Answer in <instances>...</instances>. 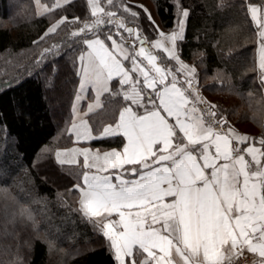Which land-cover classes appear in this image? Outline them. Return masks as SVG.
<instances>
[{
	"label": "snow or ice",
	"instance_id": "obj_1",
	"mask_svg": "<svg viewBox=\"0 0 264 264\" xmlns=\"http://www.w3.org/2000/svg\"><path fill=\"white\" fill-rule=\"evenodd\" d=\"M72 2L54 0L43 12ZM242 2L259 29L264 70V5ZM105 3L113 6L114 0ZM86 5L90 19L61 17L33 41L39 45L61 26L80 24L43 49L36 63L81 46L73 60L76 99L89 88L94 98L83 113L73 106L77 116L66 131L76 142L124 141L119 150H48L59 165L79 167L74 210L106 238L115 264H237L245 251L252 264H264V137L239 133L225 110L201 94L197 68L182 59L180 47L190 11L176 0L175 28L165 33L145 6H135L156 32L149 39L141 26L126 27L116 11H106L101 0ZM119 7L138 17L129 5ZM107 25L112 28L104 31ZM117 99L122 106L109 113L105 105ZM90 114L97 118L93 123L85 118ZM17 217L38 228L29 208L20 207L11 222ZM48 247L55 250L52 242Z\"/></svg>",
	"mask_w": 264,
	"mask_h": 264
},
{
	"label": "trees",
	"instance_id": "obj_2",
	"mask_svg": "<svg viewBox=\"0 0 264 264\" xmlns=\"http://www.w3.org/2000/svg\"><path fill=\"white\" fill-rule=\"evenodd\" d=\"M12 1L0 0V264H16L17 258L23 264H115L106 238L74 210L78 191L73 186L78 182L79 168L59 165L48 151L73 143L66 129L79 84L73 60L81 46L64 47L62 56L43 64L36 61L43 49L80 26H61L58 34L33 44L52 23L51 16L90 19L86 0H74L45 16L35 14L33 0H18L15 11L9 12ZM150 2L161 27L172 28L176 0ZM252 2L263 4V0ZM119 4L138 7L114 0L109 10L116 11L126 24L141 26L146 35L144 28L150 26L144 12L137 9L138 17L133 18L117 8ZM181 4L190 11L180 45L182 59L190 61L198 54L199 78H211L200 82L201 94L225 110L236 130L257 139L264 137V86L256 58L259 29L242 0H181ZM3 21L9 25L4 26ZM37 46L42 47L31 52ZM60 77L63 79L58 82ZM53 96L62 107L57 114ZM120 106L118 99L105 105L109 113ZM89 119L93 123L97 118L91 114ZM99 119L110 122L108 116ZM123 142L122 137H115L89 144L119 148ZM56 171L64 176L66 188L58 185L63 180ZM20 207L32 211L37 229L19 217L11 222ZM48 242L54 243L55 250L49 251Z\"/></svg>",
	"mask_w": 264,
	"mask_h": 264
},
{
	"label": "rangeland",
	"instance_id": "obj_3",
	"mask_svg": "<svg viewBox=\"0 0 264 264\" xmlns=\"http://www.w3.org/2000/svg\"><path fill=\"white\" fill-rule=\"evenodd\" d=\"M74 1V0H73ZM128 3L130 2L131 4H133L134 6H137V5H141V6H145L146 7V9L151 13V16H152V18H153V20L155 21V24L156 25H158L159 26V28L162 30V31H164L165 33H168V32H170L171 30H173L174 28H175V23H174V26L172 27V28H170V29H164V28H162L161 27V25H160V23L158 22V19H157V17H156V14H155V8H154V5L150 2V0H126ZM33 2H34V11H35V14L37 15V16H45V15H48L50 12H43V7L44 6H47V7H49V8H51L52 7V4L54 3V0H39V3H37V0H33ZM19 2H18V0H13L10 4H9V7H8V10H9V12H14L15 11V8H16V6H17V4H18ZM101 4H102V6H104L105 8H106V11L107 10H109V7L110 6H107L106 5V3H105V0H101ZM119 5H121V4H119ZM119 5L118 6H116L117 8H120L119 7ZM258 5V4H257ZM262 5H264V0H263V4ZM259 6V5H258ZM131 7V6H130ZM135 8H137V7H135ZM137 9H139V8H137ZM137 9H134L133 7H131V10L132 11H135V12H138V10ZM53 10H55V9H53ZM52 10V11H53ZM122 10V9H121ZM123 11V10H122ZM43 12V14H41ZM89 12H90V10H89ZM144 12V11H143ZM177 12V11H176ZM144 15H145V13H144ZM131 16V15H130ZM177 16H178V12H177ZM117 19H120L121 18V16H118L117 15V17H116ZM177 18V17H176ZM51 22L52 23H54V22H56L57 20H58V18L57 19H55V17H53V16H51ZM81 20H83V19H81ZM148 20V19H147ZM176 21V20H175ZM148 23H149V21H147ZM51 23V24H52ZM50 24V25H51ZM3 25L4 26H8L9 25V22L8 21H3ZM79 26H80V24H78ZM149 26L150 27H145L144 29H145V34H146V36L149 38V39H155L156 38V32H155V30H154V28H153V26L152 25H150L149 24ZM186 26H187V21H186ZM111 27V26H110ZM110 27H106L105 26V28H104V31H108L109 29H110ZM65 28V27H64ZM112 28V27H111ZM113 31H115V29L113 28L112 29ZM185 33H186V31H185ZM124 36L126 37V39H127V42L129 43V41H130V38L129 37H127V35L124 33ZM131 39H133V38H131ZM44 44H42V46H43ZM42 46H37V47H34L33 49H32V51L31 52H34L35 51V53L37 52V50L38 49H41V47ZM30 52V53H31ZM158 55H163L162 53H157ZM259 54H260V43H258V40H257V53H256V58H257V63H258V68H259V71H260V78H261V70H260V62H259ZM201 56V55H200ZM199 58V55L197 54V57L196 58H193L192 60H190V61H186V60H184L185 62H187L189 65H195L196 66V68H197V72L200 70V60L198 59ZM169 63H171V62H169ZM203 78L202 79H200L199 78V74H198V79H199V84H200V82H208L209 80H211V78H208V77H206V75H204V76H202ZM63 78H61L60 77V79H58V82H60L61 80H62ZM46 81V80H45ZM75 98V97H74ZM60 100V99H59ZM58 99L56 98V96L54 97L53 96V99H52V103H53V107H54V114H57V113H60V109L62 108L61 107V104H58ZM74 101V100H73ZM227 102L229 101L228 99L226 100ZM71 121H72V118H71ZM89 121H90V119H89ZM71 123V122H70ZM242 129H244V126L242 127ZM239 133H241V134H245V133H242L241 131H239V130H237ZM75 143L73 142L71 145H69V146H66V147H70V146H72V145H74ZM57 148H65V146H58ZM100 148V147H99ZM101 149H109V148H101ZM76 167H78V166H76ZM79 168V167H78ZM57 173H58V175H61L58 171H56ZM79 172V171H78ZM61 177H62V180H63V182H61L60 184H58V185H60V187L63 189V188H66L67 186H68V184L64 181V176L63 175H61ZM75 185V184H74ZM78 199H79V192H78V196L76 195V197H75V200H76V204H77V206L79 207V204H78Z\"/></svg>",
	"mask_w": 264,
	"mask_h": 264
},
{
	"label": "crops",
	"instance_id": "obj_4",
	"mask_svg": "<svg viewBox=\"0 0 264 264\" xmlns=\"http://www.w3.org/2000/svg\"><path fill=\"white\" fill-rule=\"evenodd\" d=\"M259 62H260V54H259ZM260 70H261V73H262V71H264L261 68H260ZM77 91H78V87H77V90H76V94H77ZM76 94H75L74 101L72 103V121L77 116V113H74V111H73V106L75 105V107H76V109H78V112L79 113H83L84 111H86L87 104L90 103V102H92V100L94 98V91L91 88H89V90L83 94L84 99L77 100L76 99ZM102 99H104V98L102 97ZM85 118L89 120V117H85ZM77 122H78V120H77ZM89 123H91V122L89 121ZM70 125H71V123H70ZM70 125H69V128H70ZM71 137H72V140H73V142L75 144L72 145V146H70V147H65V148H72V147H81V148H83V147H88V148H91L93 150L101 149L99 147H94V146L90 145L89 143L91 141H80V142H76V138H75L74 134L71 135ZM121 147H119V148L118 147H112V148H109V149H102V150H111V149H117V150H119ZM61 149H64V148H61Z\"/></svg>",
	"mask_w": 264,
	"mask_h": 264
},
{
	"label": "built area",
	"instance_id": "obj_5",
	"mask_svg": "<svg viewBox=\"0 0 264 264\" xmlns=\"http://www.w3.org/2000/svg\"><path fill=\"white\" fill-rule=\"evenodd\" d=\"M253 255L247 253V251H245L244 256L237 261V264H252V260H253Z\"/></svg>",
	"mask_w": 264,
	"mask_h": 264
},
{
	"label": "water",
	"instance_id": "obj_6",
	"mask_svg": "<svg viewBox=\"0 0 264 264\" xmlns=\"http://www.w3.org/2000/svg\"><path fill=\"white\" fill-rule=\"evenodd\" d=\"M126 27H130V28H133V29H136L137 27L136 26H133V25H127L126 24ZM125 34H127V33H125ZM260 41V38H259V32H258V43H260L259 42ZM132 43V40H130V44Z\"/></svg>",
	"mask_w": 264,
	"mask_h": 264
}]
</instances>
